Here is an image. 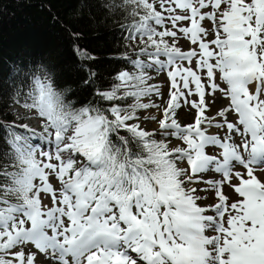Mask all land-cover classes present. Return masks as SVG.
<instances>
[{"label": "snow or ice", "instance_id": "1", "mask_svg": "<svg viewBox=\"0 0 264 264\" xmlns=\"http://www.w3.org/2000/svg\"><path fill=\"white\" fill-rule=\"evenodd\" d=\"M103 7L110 86L76 107L40 64L0 121V264H264V0Z\"/></svg>", "mask_w": 264, "mask_h": 264}, {"label": "trees", "instance_id": "2", "mask_svg": "<svg viewBox=\"0 0 264 264\" xmlns=\"http://www.w3.org/2000/svg\"><path fill=\"white\" fill-rule=\"evenodd\" d=\"M112 2L0 0V121L28 115L23 108L22 116L9 109L16 90L26 91L23 72L40 64L52 70L58 89L69 90L67 97L76 107L93 100L95 87L110 86L112 76L125 66L118 57L128 51L121 25L129 22L123 14L103 7ZM76 49L93 59L83 60ZM92 71L97 74L95 83L86 85Z\"/></svg>", "mask_w": 264, "mask_h": 264}, {"label": "rangeland", "instance_id": "3", "mask_svg": "<svg viewBox=\"0 0 264 264\" xmlns=\"http://www.w3.org/2000/svg\"><path fill=\"white\" fill-rule=\"evenodd\" d=\"M166 78L165 79H160L158 82L161 83L162 90L167 91V85H166ZM12 110V109H11ZM13 112L15 113L16 116H21L23 114V110H18L17 108H13ZM178 119H180L182 122H188V118L185 116L184 111L180 110L178 112ZM29 119H26L24 122L28 123Z\"/></svg>", "mask_w": 264, "mask_h": 264}, {"label": "bare ground", "instance_id": "4", "mask_svg": "<svg viewBox=\"0 0 264 264\" xmlns=\"http://www.w3.org/2000/svg\"><path fill=\"white\" fill-rule=\"evenodd\" d=\"M13 108H17L18 110H21V109L18 108L17 106L13 105V106L11 107V109H12L11 111H13ZM28 123H29V124H34L35 121H33V120H29Z\"/></svg>", "mask_w": 264, "mask_h": 264}]
</instances>
